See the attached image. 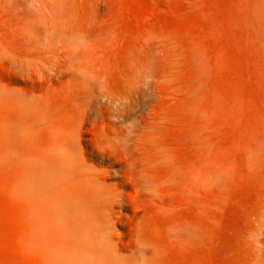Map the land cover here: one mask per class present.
Listing matches in <instances>:
<instances>
[{
	"label": "rangeland",
	"instance_id": "374dc122",
	"mask_svg": "<svg viewBox=\"0 0 264 264\" xmlns=\"http://www.w3.org/2000/svg\"><path fill=\"white\" fill-rule=\"evenodd\" d=\"M259 147L264 0H0V264H250Z\"/></svg>",
	"mask_w": 264,
	"mask_h": 264
},
{
	"label": "bare ground",
	"instance_id": "6f19581e",
	"mask_svg": "<svg viewBox=\"0 0 264 264\" xmlns=\"http://www.w3.org/2000/svg\"><path fill=\"white\" fill-rule=\"evenodd\" d=\"M249 162L257 170L264 173V149L256 148L249 153ZM251 253L250 264H264V216L256 224L248 238Z\"/></svg>",
	"mask_w": 264,
	"mask_h": 264
}]
</instances>
